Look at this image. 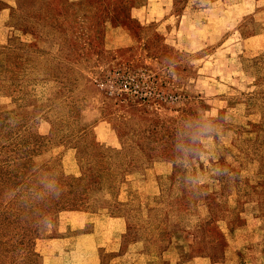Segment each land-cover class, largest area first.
Segmentation results:
<instances>
[{
	"label": "rangeland",
	"instance_id": "obj_1",
	"mask_svg": "<svg viewBox=\"0 0 264 264\" xmlns=\"http://www.w3.org/2000/svg\"><path fill=\"white\" fill-rule=\"evenodd\" d=\"M123 67L154 94L104 95ZM108 215L177 264H264V0H0V264L54 236L75 264L89 228L106 264Z\"/></svg>",
	"mask_w": 264,
	"mask_h": 264
},
{
	"label": "crops",
	"instance_id": "obj_2",
	"mask_svg": "<svg viewBox=\"0 0 264 264\" xmlns=\"http://www.w3.org/2000/svg\"><path fill=\"white\" fill-rule=\"evenodd\" d=\"M69 215L76 216L77 219L74 222L80 221L78 225L79 228L85 227V219L79 220V215H86V213H70ZM107 219L111 221L110 226H117L118 231L115 232V229H112V231H108V235L106 236V248L104 249L108 254L106 264H177L178 261L176 258H173V247L171 246L165 248H157L156 246L148 247L146 246V241L142 244V242L134 240L124 247L122 239L126 232L121 230V227L123 229L124 226L122 219L109 215L107 216ZM76 234V244L79 247L78 253L81 255L75 264H102L100 263V258L97 253L98 244L96 245L94 242V236L96 233L89 228L81 229L80 231H77ZM47 241L50 242L52 247L51 249L48 247L47 253L42 255V264H73L63 256L68 252L60 247V243H65L67 238L54 236L47 239ZM54 244H58L56 248L54 247ZM130 256L132 258L128 261ZM164 256L169 257L167 263L163 259ZM196 258L199 257H191L182 264H195ZM201 258L203 257H200V259ZM197 262L203 261L198 260Z\"/></svg>",
	"mask_w": 264,
	"mask_h": 264
},
{
	"label": "built area",
	"instance_id": "obj_3",
	"mask_svg": "<svg viewBox=\"0 0 264 264\" xmlns=\"http://www.w3.org/2000/svg\"><path fill=\"white\" fill-rule=\"evenodd\" d=\"M153 84V76L145 71L124 67L106 71L96 80L98 89L111 98L148 99L154 94Z\"/></svg>",
	"mask_w": 264,
	"mask_h": 264
}]
</instances>
